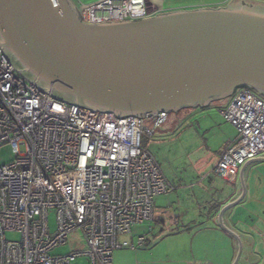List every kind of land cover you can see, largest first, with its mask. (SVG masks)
Here are the masks:
<instances>
[{
	"label": "built area",
	"instance_id": "2783aa9c",
	"mask_svg": "<svg viewBox=\"0 0 264 264\" xmlns=\"http://www.w3.org/2000/svg\"><path fill=\"white\" fill-rule=\"evenodd\" d=\"M153 1L74 4L84 24L100 25L152 17ZM219 114L237 137L220 152L212 173L232 181L248 160L264 154V100L239 87ZM168 118L164 111L117 117L63 103L16 73L0 50V149L7 146L13 155L0 163V264H112L115 251L146 245L154 199L172 189L141 147V134L152 136ZM143 224L141 235L119 238ZM75 231L83 251L50 254Z\"/></svg>",
	"mask_w": 264,
	"mask_h": 264
},
{
	"label": "water",
	"instance_id": "95a60500",
	"mask_svg": "<svg viewBox=\"0 0 264 264\" xmlns=\"http://www.w3.org/2000/svg\"><path fill=\"white\" fill-rule=\"evenodd\" d=\"M0 50L63 103L117 117L205 108L247 87L264 97V9L243 3L84 24L71 0H0ZM260 161L256 157L246 162ZM244 164L239 182L245 192ZM221 229L241 241L222 215Z\"/></svg>",
	"mask_w": 264,
	"mask_h": 264
},
{
	"label": "crops",
	"instance_id": "0c3cea01",
	"mask_svg": "<svg viewBox=\"0 0 264 264\" xmlns=\"http://www.w3.org/2000/svg\"><path fill=\"white\" fill-rule=\"evenodd\" d=\"M238 1L264 6V0H234L225 4ZM229 100L230 98L226 102L221 101L220 105L210 104L205 108L185 109L181 113L178 127L179 130L191 128L187 138L193 148L191 157L196 174H200V183L192 182L181 190L182 193L166 200V211L163 212L165 224L178 227L164 239L163 254H158L155 260L146 264H232L238 249L237 242L220 228L217 216L222 207L239 197L241 200L225 210L222 215L224 225L241 241L237 264H259L264 260V161L245 163L243 196L239 182L242 166L232 181L212 173L220 152L237 137L235 128L219 114V110L223 109ZM259 157L264 158V154ZM184 191L188 192L185 194ZM172 192L174 188L168 194ZM157 198L158 196L154 199V204ZM180 205H184L188 209L184 212L190 215L184 221L181 217L184 212ZM141 248L135 251L124 250L131 252L130 257H138L142 252L150 253L153 249L157 251V247L149 251H142ZM121 251L123 250L113 253L112 261L115 255L118 262L125 264L127 257Z\"/></svg>",
	"mask_w": 264,
	"mask_h": 264
},
{
	"label": "rangeland",
	"instance_id": "374dc122",
	"mask_svg": "<svg viewBox=\"0 0 264 264\" xmlns=\"http://www.w3.org/2000/svg\"><path fill=\"white\" fill-rule=\"evenodd\" d=\"M72 1H79L83 4H89L97 0ZM227 1L234 0H162L161 2L153 1L155 5L150 6V10L154 12V16H156L173 10H192L197 8L224 7L227 6L224 5ZM221 101L226 102L227 99L214 102L212 103V105H220L222 103ZM182 112L183 110L179 111L178 113L171 114L172 116L169 117L168 120L163 125H161L152 136H148L145 132L141 134V147L153 157L156 164L160 168L163 176L165 177L168 185L171 187V189L174 188V192H172L171 194L167 193L165 195L158 196V198L155 200L154 219L156 221L151 224L152 232L149 235L150 242L140 249L142 251H149L152 250L154 247H157V251L153 249L150 253L146 252V254H142V252L138 257H130L129 255L131 254V252H125L127 250H123L121 252L124 253L125 257H127V260L124 261L125 264H146L151 260H155L158 254H163L162 250L164 248V239L166 240L168 238L169 233L175 231L178 227H171L170 225L165 224L163 212H165L166 209L164 208V204L168 198L172 199V196L175 197L177 194L179 195L180 193H182L181 190H184L192 182L196 184L200 180V174H196L193 160L191 157V150L193 148L191 145H189L187 138V136L191 132V128H183L179 130L178 127V124L181 121L180 115ZM151 126L152 125L150 122H144L145 128H151ZM197 147L198 145H196V148ZM19 149L22 152L23 146L19 145ZM12 156L13 155L9 147L5 146L0 149V163H6L12 160ZM184 192L186 194V192L188 191ZM190 193L192 194V192ZM185 203L187 204V202ZM181 209L183 212H187L188 210L184 205L181 206ZM187 216L190 215H187L184 212V214L181 215L182 220L184 221ZM47 219L49 232L53 233L55 231L56 226L54 212L50 211ZM145 226L146 224L133 227L130 233L119 235V238L122 240H127L130 237L141 235ZM164 236L165 238H163ZM7 237L10 239H19L18 234H7ZM162 238V242L159 243ZM78 250L83 251L84 244L80 232L75 231L70 235L66 244L54 248L50 251V254L64 255ZM75 263L85 264V261L83 259H78ZM112 264H121L120 261L118 262L116 260L115 255L113 257ZM259 264H264V260Z\"/></svg>",
	"mask_w": 264,
	"mask_h": 264
},
{
	"label": "flooded vegetation",
	"instance_id": "af4514ba",
	"mask_svg": "<svg viewBox=\"0 0 264 264\" xmlns=\"http://www.w3.org/2000/svg\"><path fill=\"white\" fill-rule=\"evenodd\" d=\"M72 1V0H71ZM73 2V1H72ZM74 3V2H73ZM238 3H243V4H246V5H250V6H254V5H256V6H259V7H261V8H263L264 9V6H262V5H258V4H253V3H249V2H246V1H238V2H236V3H226L225 5H231V4H238Z\"/></svg>",
	"mask_w": 264,
	"mask_h": 264
},
{
	"label": "trees",
	"instance_id": "16d2710c",
	"mask_svg": "<svg viewBox=\"0 0 264 264\" xmlns=\"http://www.w3.org/2000/svg\"><path fill=\"white\" fill-rule=\"evenodd\" d=\"M257 94V93H256ZM262 100H264V97L262 95L257 94ZM171 116V114H169V117Z\"/></svg>",
	"mask_w": 264,
	"mask_h": 264
}]
</instances>
